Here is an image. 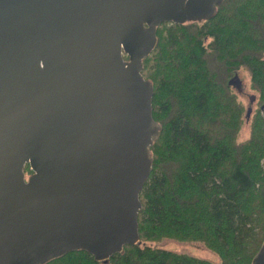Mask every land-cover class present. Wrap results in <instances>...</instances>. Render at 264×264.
Here are the masks:
<instances>
[{"label":"water","instance_id":"water-1","mask_svg":"<svg viewBox=\"0 0 264 264\" xmlns=\"http://www.w3.org/2000/svg\"><path fill=\"white\" fill-rule=\"evenodd\" d=\"M223 2L0 0V264L105 262L140 242L163 130L143 61L162 24L211 20ZM228 85L243 92L238 74Z\"/></svg>","mask_w":264,"mask_h":264},{"label":"trees","instance_id":"trees-1","mask_svg":"<svg viewBox=\"0 0 264 264\" xmlns=\"http://www.w3.org/2000/svg\"><path fill=\"white\" fill-rule=\"evenodd\" d=\"M157 38L143 75L153 83V118L163 130L140 196V242L105 262L77 251L48 264H216L150 245L164 239L202 243L218 264H252L261 248L264 0H224L213 19L164 23ZM241 69L257 93L250 117L228 85ZM245 122L250 136L239 142ZM25 171L32 174L28 165Z\"/></svg>","mask_w":264,"mask_h":264},{"label":"rangeland","instance_id":"rangeland-1","mask_svg":"<svg viewBox=\"0 0 264 264\" xmlns=\"http://www.w3.org/2000/svg\"><path fill=\"white\" fill-rule=\"evenodd\" d=\"M238 75L242 80L243 85V92L239 94V99L244 104L246 109L253 108L254 110L256 108V105L254 104V102L251 103V97L254 95L257 96V93L251 88V79L249 73L246 70L241 69ZM249 136L250 122H245L240 132L238 141L244 142L249 138ZM28 176H30V174L28 175V172H26V177ZM150 245L162 250L172 251L179 254H187L200 259H206L216 264L220 263V257L216 253L206 248L202 243L182 242L174 239H164L157 244L152 243Z\"/></svg>","mask_w":264,"mask_h":264}]
</instances>
